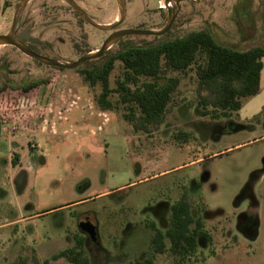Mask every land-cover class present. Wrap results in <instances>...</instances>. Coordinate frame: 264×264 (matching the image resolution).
Instances as JSON below:
<instances>
[{"label":"rangeland","instance_id":"obj_1","mask_svg":"<svg viewBox=\"0 0 264 264\" xmlns=\"http://www.w3.org/2000/svg\"><path fill=\"white\" fill-rule=\"evenodd\" d=\"M122 1L126 14L120 27L157 28L150 13L157 0ZM2 4L0 0L1 9ZM77 6L99 25H111L120 19L116 0H82ZM69 7L66 0H31L24 15H28L35 37L54 47L63 42L59 51L62 62L77 57L74 41L80 43L77 47L81 52L94 51L106 35L82 25ZM186 11L187 19L178 35L205 29L217 43L238 51L258 46L264 39V0H191ZM9 24L10 15L0 12V32H5ZM80 32L87 34V44L80 40ZM153 39L144 36L123 40ZM119 46L113 44L107 52L114 53ZM261 61L259 93L243 100L239 111L228 119L194 115V83L188 76L174 95L184 102L172 109L150 135L134 133L124 119L111 112L105 113L109 122L97 130L99 119H79L80 114L87 113L80 109L68 114V123L74 128L64 132L67 123L54 131L53 108L64 110L68 99L81 93L92 103V91L74 70L57 71L39 65L12 47L0 45V80L22 84L57 78L37 92L34 108H45V119L38 122L40 129L17 130L6 138V128L0 136V264L16 255H25L28 264H68L64 260L50 261L49 257L66 246L63 241L68 236L80 232L81 217L94 222L102 249L110 250L117 242L119 251L114 256L141 258L148 238L136 232L122 246L124 231L161 204L174 202L182 188L188 190L192 205L220 211L219 219L242 212L246 206L259 205V211H264V178L258 176L264 173V57ZM61 91L68 96L64 101H54ZM76 111L80 113L77 117ZM85 125L95 130L94 135L83 129ZM12 136L17 146L11 145L8 152L14 153L9 157L17 155L22 160L20 168L11 167L6 157ZM40 143L48 154H34ZM17 170L27 178L23 185L7 179ZM52 176L61 177L60 183H49L47 179ZM81 198L89 199L70 209L61 207ZM216 239L217 258L196 264H262L264 260L261 238L246 247L243 243L237 247L219 236ZM222 246L228 251L222 253ZM154 263L169 264V260L155 256Z\"/></svg>","mask_w":264,"mask_h":264},{"label":"trees","instance_id":"obj_2","mask_svg":"<svg viewBox=\"0 0 264 264\" xmlns=\"http://www.w3.org/2000/svg\"><path fill=\"white\" fill-rule=\"evenodd\" d=\"M263 57L264 39L258 46L238 51L217 43L207 30L201 29L160 43L127 44L114 53L86 61L75 73L92 91L95 111L115 113L134 133L150 135L173 108L184 102L174 95L188 76L194 83V115L211 120L230 118L239 111L243 100L259 93ZM56 79L41 78L22 84L0 80V136L11 125L18 131L40 129L38 122L43 121L45 108L37 112L36 95L41 86H49ZM187 205L185 200L173 205L166 232L170 250L176 254L195 247L193 238L186 236V221L190 220ZM156 245L159 251L165 249L160 236ZM57 258L71 264H88L81 241L53 256ZM5 264H27V258L18 256Z\"/></svg>","mask_w":264,"mask_h":264},{"label":"flooded vegetation","instance_id":"obj_3","mask_svg":"<svg viewBox=\"0 0 264 264\" xmlns=\"http://www.w3.org/2000/svg\"><path fill=\"white\" fill-rule=\"evenodd\" d=\"M23 0H2V9L0 8L1 14L6 13L8 16L10 15V24L8 29L5 32H0V35H7L10 34L11 37L17 41H20L27 49L31 52L46 57L53 60H60V46L63 44L62 40H59V46L54 47L53 44L49 41H43L39 37H35L32 33V27L30 26V21L27 17H24L26 11V5L31 0H26L22 6L19 8ZM61 2L63 0H60ZM77 5L79 1L82 0H71ZM167 1V4H166ZM188 1L191 0H180L178 3H175L174 0H157V6L153 10L150 11L151 16L154 17L153 21L155 22L153 25L157 26L155 30L163 29L167 23V19L170 16L171 22L169 29L162 34L161 36H145V37H152L154 38L153 43H160L162 41H166L172 39L174 37H178V32L184 25L185 19L187 17L186 5ZM80 7V6H79ZM70 8V7H69ZM82 8V7H81ZM74 17L80 21L82 25H87L93 27L92 25L85 22L81 19L78 14L70 8ZM16 15V18L14 19ZM24 18V19H23ZM90 20L93 18L89 17ZM124 21V20H123ZM123 21L116 26L112 31H101L95 27L94 29L106 33L105 37L101 40L99 46L94 51H97L104 40L108 37V35L113 31H118L122 29H141V30H149L150 28L145 27V25H136L131 27H120ZM118 22V21H116ZM96 23V22H95ZM100 24V23H98ZM20 25L22 27L20 28ZM146 28V29H145ZM154 30V29H150ZM80 40L82 42H86L87 44V34L84 32H80ZM173 35V37H172ZM129 37H144L138 35H129L123 36L118 38L113 44H119V48L127 45V44H143L145 42H131V41H124L123 39ZM77 41L73 42V50L77 54V57L74 58L73 61H76L81 56L94 51H84L81 52L80 48L77 47ZM83 43V45H85ZM82 44V43H81ZM3 46H10L15 51L21 53L17 48L11 45H3ZM85 48V47H84ZM118 48V49H119ZM24 55L23 53H21ZM28 59L37 62L30 57L24 55ZM75 71V70H74ZM182 104V103H181ZM179 106V105H178ZM174 109V108H173ZM163 124V123H162ZM161 124V125H162ZM10 165L11 167L17 166L18 168L22 167V160L18 158L12 159L10 157ZM22 173H18L13 177V181L19 184L18 179ZM258 176H263L264 173L259 174ZM89 198H81L79 201H75L72 203H68L62 205L65 209L73 208L79 205L80 202L88 200ZM181 200H185L187 202V209H186V216L190 218V220L186 221L187 224V238H193L195 247L191 250H187L185 253L176 254L172 250H170L171 243L169 242L168 237L166 236V232L169 230L170 227V217L172 214V207L174 204L178 203ZM191 199L188 195V190L186 188H182L181 192L179 193L178 197L174 202L171 204L163 203L158 206L156 209H153L148 217L145 216L142 221L138 224L130 225L124 231V241L122 242V246L125 245L127 241L131 239L134 233L139 232L142 238H148L146 251L145 253L141 254V258H134L127 260L124 255L121 256H114L113 253L119 251V245L117 242L112 243V247L110 250L102 249L98 244L97 239V231L94 222L90 221L89 219H79L80 223V232L74 234L72 236H68L66 241V246L64 248H60L59 250L52 252L50 254L49 260L50 261H58L64 260V258H57L53 259V256L58 254L59 252L71 248L74 246L78 241H81L83 252L88 260V264H129V263H143L146 261H150L151 264L154 263L155 256H163L169 260V264H196L202 263V261H210L212 259L217 258V253L215 252L217 239L216 237L219 236L220 238L227 239L232 241L234 245L237 247L240 243H243V246H250L252 243L256 241V239L261 238L263 241L262 251L264 252V211H259V205L255 207L246 206L242 212L239 213H232L231 216H223V219H219L221 216L220 211H211L205 205H197L194 206L191 203ZM74 206H71V205ZM139 230V231H137ZM161 237V242L164 244L165 249L163 248L161 251L158 250V246L156 245V240ZM240 241V242H239ZM59 246V245H57ZM241 246V245H240ZM54 247V246H53ZM48 248V247H47ZM52 248V247H51ZM46 249V248H45ZM241 250L242 247L240 248ZM14 251V250H13ZM13 251L10 253L12 254ZM228 251V247L222 246L221 252L225 253ZM18 256L26 257L25 255H16L14 258L10 260H6L8 262L13 261ZM27 258V257H26ZM29 259V258H28ZM27 259V264H28ZM5 261V262H6ZM4 262V264H5ZM47 264L46 261H44ZM68 264H71L67 262ZM264 264V260L262 262Z\"/></svg>","mask_w":264,"mask_h":264},{"label":"water","instance_id":"obj_4","mask_svg":"<svg viewBox=\"0 0 264 264\" xmlns=\"http://www.w3.org/2000/svg\"><path fill=\"white\" fill-rule=\"evenodd\" d=\"M26 0H23L21 4L19 5V8L22 6V4ZM175 3H178L180 0H174ZM66 2L69 4V6L75 11L78 16L83 19L88 24L92 25L93 27L101 30V31H112L116 26H118L125 18L126 9L125 5L122 0H116L119 9H120V19L118 22H115L111 25H99L94 23L92 20H90L85 13L71 0H66ZM167 4V1H166ZM16 18V15L14 19ZM171 17L169 16L167 19V23L163 29L160 30H141V29H122L118 31L111 32L108 37L104 40L101 47L94 52H89L83 56H81L79 59L73 62H62L58 60L49 59L46 57L39 56L33 52H31L29 49H27L20 41H17L11 37L10 34L7 35H0V45H11L17 48L21 53L24 55L30 57L31 59L37 61L38 63L51 67V68H61L65 70H76L80 68L86 61L97 59L103 55L108 54V50L111 48L113 43L120 37L123 36H129V35H138V36H161L164 34L170 26Z\"/></svg>","mask_w":264,"mask_h":264},{"label":"crops","instance_id":"obj_5","mask_svg":"<svg viewBox=\"0 0 264 264\" xmlns=\"http://www.w3.org/2000/svg\"><path fill=\"white\" fill-rule=\"evenodd\" d=\"M63 92L61 91L60 92V96H57L56 97V99H54V101L56 100V102L59 100V101H64V99H65V97L66 96H68L67 94H66V96H63ZM68 94H69V92H68ZM58 101V102H59ZM68 104H67V107L64 109V110H59V109H55V108H53V115H52V120L54 121V123H55V125H54V131H58V129L60 128V127H63L64 125H65V123H67V128H63V130H64V132L68 129V130H72L73 128H74V126L72 125V123H68V121H69V119H68V114L69 113H71V111L73 110V109H80V110H83V111H86L87 113H84L85 115H81L78 111H76V113H74V115H75V117H77V115L78 114H80L79 115V119H90V118H92V119H94V117H96V118H98L99 119V121H100V124H98L97 126H96V128H97V130H99L104 124L106 125V123H108L109 122V118H108V116H105V113H99V112H97V111H95L94 109H93V105H92V103H91V101H90V99L84 94V93H81V95H80V97L79 96H75V99L74 98H72V99H68ZM89 104H90V106H89ZM87 106L89 107V108H87ZM93 109V110H92ZM73 112V111H72ZM78 112V113H77ZM59 113H60V115H59ZM83 114V113H82ZM55 117H57V118H55ZM58 118H59V120H58ZM44 119H45V114H44ZM7 129H8V127H7ZM7 129L5 130V132H6V138H8L7 137V135H8V131H7ZM83 129H87V132L90 134V135H94V133H95V130H93L91 127H89V126H87V125H85L84 127H83ZM23 135V134H22ZM21 135V136H22ZM12 137H14V138H12L11 140L12 141H10L9 139H8V141H9V143H10V145H8V147H6V157L8 156V159L10 160V157H9V155L11 154V153H14V151H12V152H10V154H9V150H10V148L12 147L11 145L12 144H14V145H16V143H15V141H13L14 139H15V136H12ZM16 140V139H15ZM17 146V145H16ZM15 146V147H16ZM41 149H43V150H41ZM35 151V150H34ZM33 152V151H32ZM34 154L35 155H38V156H41L40 154H42V155H44V154H48L47 153V149H46V147H44V144L43 143H40V149H38L37 151H35L34 152ZM5 155V154H4ZM13 177L14 176H12V177H8L7 179H8V181H13ZM18 181H19V184H24L26 181H27V178H26V176H25V174L24 173H22L21 175H20V178L18 179ZM47 181L50 183L51 181L52 182H55V183H60V181H61V177H59V176H52V177H50L49 179H47ZM47 182V183H48ZM46 185V184H45ZM123 186H125V184L124 185H120V186H118L116 189H119V188H122ZM114 190V189H113ZM80 200V199H79ZM79 200H76V201H79ZM72 202H75V201H72ZM72 202H69V203H72ZM71 206H74L73 204L71 205ZM62 207V206H61ZM36 215V214H35ZM33 215H31V216H29V217H32ZM80 220L81 219H83L82 217L81 218H79Z\"/></svg>","mask_w":264,"mask_h":264},{"label":"built area","instance_id":"obj_6","mask_svg":"<svg viewBox=\"0 0 264 264\" xmlns=\"http://www.w3.org/2000/svg\"><path fill=\"white\" fill-rule=\"evenodd\" d=\"M7 131H8V135H13V134H15L17 132V127L11 125V126L8 127Z\"/></svg>","mask_w":264,"mask_h":264}]
</instances>
